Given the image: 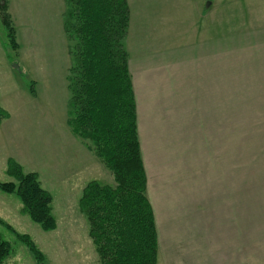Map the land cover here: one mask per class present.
<instances>
[{
	"label": "crops",
	"instance_id": "0c3cea01",
	"mask_svg": "<svg viewBox=\"0 0 264 264\" xmlns=\"http://www.w3.org/2000/svg\"><path fill=\"white\" fill-rule=\"evenodd\" d=\"M127 4L124 46L156 264H264V184L243 178L240 103L264 102V0ZM64 11V0H8L22 73L32 58L23 43L35 57L62 55L66 79ZM1 164L3 181H13ZM13 195L0 192L3 219L20 210Z\"/></svg>",
	"mask_w": 264,
	"mask_h": 264
},
{
	"label": "trees",
	"instance_id": "16d2710c",
	"mask_svg": "<svg viewBox=\"0 0 264 264\" xmlns=\"http://www.w3.org/2000/svg\"><path fill=\"white\" fill-rule=\"evenodd\" d=\"M63 28L72 65L68 68L67 123L72 133L89 141L90 149L110 171L114 185L89 181L79 198L88 236L100 264H156L157 236L147 197L137 133L136 109L128 55L124 46L128 24L127 0H64ZM7 41L16 48L8 0H0ZM7 113L0 109V118ZM0 191L15 194L22 211L43 230L56 228L52 196L35 172H24L13 159ZM11 230L40 264L43 255L27 234ZM12 253L0 237V264Z\"/></svg>",
	"mask_w": 264,
	"mask_h": 264
},
{
	"label": "rangeland",
	"instance_id": "374dc122",
	"mask_svg": "<svg viewBox=\"0 0 264 264\" xmlns=\"http://www.w3.org/2000/svg\"><path fill=\"white\" fill-rule=\"evenodd\" d=\"M21 33L22 29L20 36ZM6 34L0 14V109L7 113L0 118L5 121L0 128L1 165L6 163L7 167L8 160L13 159L24 172L38 175L42 188L52 196L56 228L46 231L32 221L23 213L22 203L15 194L14 202L17 200L20 210L6 219L0 218L15 232L30 236L43 255L40 264H100L78 202L89 181L109 185H114V181L90 149L89 141L75 136L67 123L68 101H65L70 93L68 72L66 79L63 74L65 58L59 53L35 57L22 43L20 52L32 55L30 65L26 60L21 65L29 73H22L21 68L14 67L20 63L21 56L8 43ZM70 44L73 42L68 41L67 47ZM69 57L70 67V54ZM32 79L36 82L35 98ZM240 103L243 178L254 179L255 184L261 185L264 184V102ZM0 180H5L2 168ZM0 237L12 247L4 264H38L28 247L1 223Z\"/></svg>",
	"mask_w": 264,
	"mask_h": 264
},
{
	"label": "water",
	"instance_id": "95a60500",
	"mask_svg": "<svg viewBox=\"0 0 264 264\" xmlns=\"http://www.w3.org/2000/svg\"><path fill=\"white\" fill-rule=\"evenodd\" d=\"M14 67H15L17 70H19V68H18V66H17V65H14Z\"/></svg>",
	"mask_w": 264,
	"mask_h": 264
}]
</instances>
